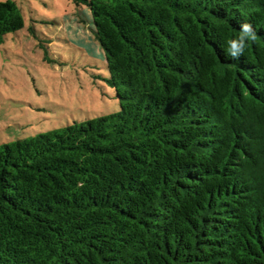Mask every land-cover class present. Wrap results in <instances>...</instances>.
<instances>
[{
	"label": "trees",
	"instance_id": "obj_1",
	"mask_svg": "<svg viewBox=\"0 0 264 264\" xmlns=\"http://www.w3.org/2000/svg\"><path fill=\"white\" fill-rule=\"evenodd\" d=\"M76 3L119 110L0 144V264H264V0Z\"/></svg>",
	"mask_w": 264,
	"mask_h": 264
},
{
	"label": "rangeland",
	"instance_id": "obj_2",
	"mask_svg": "<svg viewBox=\"0 0 264 264\" xmlns=\"http://www.w3.org/2000/svg\"><path fill=\"white\" fill-rule=\"evenodd\" d=\"M14 1L24 26L0 40V144L118 111L86 7Z\"/></svg>",
	"mask_w": 264,
	"mask_h": 264
},
{
	"label": "clouds",
	"instance_id": "obj_3",
	"mask_svg": "<svg viewBox=\"0 0 264 264\" xmlns=\"http://www.w3.org/2000/svg\"><path fill=\"white\" fill-rule=\"evenodd\" d=\"M256 39V32L251 23L240 25L239 35L227 40V53L233 60H239L245 55L248 43Z\"/></svg>",
	"mask_w": 264,
	"mask_h": 264
}]
</instances>
